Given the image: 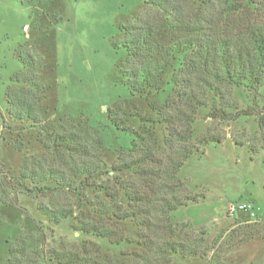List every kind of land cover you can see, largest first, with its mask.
Listing matches in <instances>:
<instances>
[{"label":"rangeland","instance_id":"rangeland-1","mask_svg":"<svg viewBox=\"0 0 264 264\" xmlns=\"http://www.w3.org/2000/svg\"><path fill=\"white\" fill-rule=\"evenodd\" d=\"M146 8L144 0H0V264L10 258L12 246L26 247L28 256L22 250L13 254L21 263L35 260L38 251L56 248L88 250L98 254L102 263L109 258L118 264H133L128 254L141 250L137 240L145 231L132 220L114 219L98 208L104 204L126 208L124 184L140 185L142 180L132 170L116 175L107 169L146 154L161 158L209 133L224 137L223 142L202 146L171 181L177 184L179 198L195 200L188 199L168 218L160 214V227L148 235L160 238L161 234L200 250L196 256L178 253L172 264H264L261 94L233 88L231 97L239 107L234 114H240L237 119L213 118L207 108H200L195 122L188 125L191 132L178 124L181 133L190 132L192 138L178 137L171 148L161 116L168 91L132 93L122 73L128 59L121 43L122 25ZM26 24L28 31L23 29ZM19 52L35 57V84L46 93L39 110L42 126L10 115L8 90L31 84L13 79L30 70L19 59ZM180 74L184 75L180 69H171L165 77ZM211 105L209 99L208 108ZM60 135L66 139L60 140ZM71 157L87 158L101 166V175L89 181L92 185L84 200L72 191H29L30 180H17L25 162L37 172L49 168L68 171ZM144 165L148 167V162ZM157 184L158 180L156 188ZM156 191H149L154 201L151 206ZM40 201L60 202L74 217L54 224L39 211ZM231 204L237 207L234 213L229 210ZM243 204L246 209H238ZM78 220L99 221L132 241L118 245L84 234L74 227Z\"/></svg>","mask_w":264,"mask_h":264},{"label":"trees","instance_id":"trees-1","mask_svg":"<svg viewBox=\"0 0 264 264\" xmlns=\"http://www.w3.org/2000/svg\"><path fill=\"white\" fill-rule=\"evenodd\" d=\"M144 1L147 5L144 12L122 25L124 37L121 43L127 49L128 59L121 71L128 78L126 83L132 93L168 91L161 116L167 124L166 142L171 148L178 137L184 140L192 138L188 125L195 122L200 108H207L208 115L213 118L237 119L240 114H234V111L239 110L238 102L231 97L235 87L261 94L264 103V92H260L264 88V0ZM18 56L30 70L24 76L16 74L13 79L31 84L16 91L8 90L10 115L16 120L42 126L44 118L39 110L43 107L46 93L43 87L38 89L35 84V57L23 52ZM171 69H180L184 75L166 78ZM209 99L212 101L210 108ZM178 124L185 125L190 132L182 134ZM59 139L64 140L66 136L60 135ZM223 140L220 135L204 134L196 142H186L161 158L146 154L124 164L114 163L107 169L116 175L120 171L132 170L142 180L140 185L131 181L124 184L126 208L118 205L114 209L105 204L98 208L100 213L114 219L132 220L145 231L137 240L141 250L128 254L133 257V264H172V258L178 253L184 257L200 254L198 248L186 242L161 234L160 238L151 237L148 231L160 227V214L168 218L185 206L188 199L195 200L179 198L176 195L177 184L171 181L193 153L210 142L221 143ZM71 158L68 171L49 168L37 172L25 162L17 180L21 183L30 180L33 186L26 188L29 191H72L80 201L84 200L87 188L92 185L89 181L101 175V166L87 158ZM146 162L148 167L144 165ZM152 190H157L153 206L149 192ZM38 209L54 224L74 217V212L60 202L50 205L40 201ZM74 225L84 234L107 238L114 244L132 241L129 236H119L115 228L99 221L78 220ZM166 227L171 228V225ZM25 249V246H12V255L5 264H118L117 260L109 258L102 263L98 254L93 255L88 250L56 248L38 251L35 260L21 263L13 254L22 250L21 253L28 256Z\"/></svg>","mask_w":264,"mask_h":264},{"label":"built area","instance_id":"built-area-1","mask_svg":"<svg viewBox=\"0 0 264 264\" xmlns=\"http://www.w3.org/2000/svg\"><path fill=\"white\" fill-rule=\"evenodd\" d=\"M23 29H24V31H28V29H29V25L26 24V25L24 26ZM246 207H247V205L243 204V205H240V206L238 207V209H239V208H240V209H246ZM229 210H230V212L234 213V212L237 210V207H236L234 204H231Z\"/></svg>","mask_w":264,"mask_h":264}]
</instances>
